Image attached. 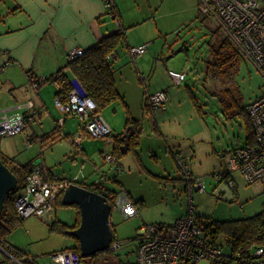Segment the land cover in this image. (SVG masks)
<instances>
[{"label":"rangeland","instance_id":"rangeland-1","mask_svg":"<svg viewBox=\"0 0 264 264\" xmlns=\"http://www.w3.org/2000/svg\"><path fill=\"white\" fill-rule=\"evenodd\" d=\"M123 3L124 16L128 23L126 24L128 38L134 40L146 37L147 42H151L148 53L143 55V58L147 60L148 72L144 75L145 82L140 84L142 88H147L153 93L159 86L163 87L164 78L173 80L169 75L170 71L186 74V80L181 87L172 85L179 95L173 101L176 114L171 121L169 120L171 123L167 121L166 127H170V131L176 134H170L171 142L174 135L178 141L185 144L186 148L190 147L193 150L195 158L186 163L194 175L201 178L206 185V192H196L192 199L196 208L195 213L205 222L207 219L240 220L261 213L264 210L262 182L249 184L240 172H234L231 178L237 184V189L234 191L237 202L232 203L228 195L217 197L221 189L233 191L227 186L226 181L219 180L217 174L224 169V156L228 153L233 154L235 149L247 144L249 139L244 120L239 116L230 117L226 114L221 100L224 98L229 103L231 96L234 95L239 98L240 106H248L264 90L262 74L246 59L242 61L238 72L229 77H223L218 69L208 67L209 61L213 59L212 47L228 36L215 17L202 13L199 0H123ZM110 20L116 24L111 17ZM120 53L121 59L116 62L115 67L118 68L122 66V63L124 64L125 60H129L131 68L134 69L135 62L128 55L126 44L120 47ZM141 58L142 56L137 57V62ZM209 75L212 77L210 81H207ZM193 97L197 99V106ZM103 114L111 125L119 122L121 118L127 121L126 106L120 101L108 106ZM141 118L145 129L153 132L152 128L156 123L153 114H144ZM81 124L80 118L71 116L66 129L76 133ZM180 125L183 128H180ZM29 136L26 132L3 137L2 153L21 164L34 161L39 157L37 155L43 154L44 151L40 149L37 142L28 147ZM106 142V139H87L84 144H89L87 158L77 157L75 169L72 167L74 163L72 159L66 160L65 166L77 172L85 165L87 177L107 172L110 178L105 177L104 182L118 192L111 221L116 225V235L122 242V246L118 252L100 253L94 261L97 264H137L139 245V240L136 239L137 230L143 224L174 223L178 215L190 210V194L187 183L183 180L185 179L183 173L176 172L175 177L178 179L175 180H157L146 171H142V176L137 177L134 182L133 191L138 197L144 198L145 204L136 205L128 202L130 201L129 191L121 189L113 182L119 176L115 174L117 177L114 178L113 172L110 171L111 165L105 163L106 159L103 160L100 153L104 147L108 149L109 145ZM81 147L75 146L77 156L81 155ZM148 160L149 166L150 157ZM92 162L98 163L99 167L96 168ZM57 167H60L59 164ZM116 169L117 165L114 164L113 170L116 171ZM22 193L23 189L15 197ZM56 210L59 219L70 224L76 222L75 207L58 205ZM27 223L31 224L29 228L26 226ZM47 223L43 219L31 217L25 220L22 227L16 229H24L18 232L22 242L30 238L26 233L27 230L34 231L41 237L38 240L30 238L28 252L32 255H27L36 260L34 264H54L51 255L75 243V239L69 236L51 233ZM222 242L225 252H230L231 248L225 237H222ZM14 259H22V257L16 258L13 255L7 256L0 253V260H6L12 264ZM201 264L211 263L202 262Z\"/></svg>","mask_w":264,"mask_h":264},{"label":"crops","instance_id":"crops-1","mask_svg":"<svg viewBox=\"0 0 264 264\" xmlns=\"http://www.w3.org/2000/svg\"><path fill=\"white\" fill-rule=\"evenodd\" d=\"M114 2L122 20L121 24L126 28V24L128 23L124 16L123 0H114ZM129 24L132 23L129 22ZM132 26L135 27L136 25ZM118 29L119 27L111 22L110 16L107 14L106 0H0V120L5 115H12L17 112L19 107H24L29 115H37L38 122L21 134L27 132L30 135L27 140L28 147L32 143L37 142L44 153H39L37 155L39 156L38 158L25 164L32 163L34 168H42L46 178H53L54 176L65 178L71 184L75 183L91 190L93 187L101 186L105 190L106 196L113 192L118 194L117 190L111 189L104 182L105 177H109L107 172H103L102 170L103 174L87 177L85 175V165L80 171L75 172L74 170L75 159L77 160V157L87 158L88 156L89 144H84L89 138H85L81 147V155L77 156L74 137L83 132L84 125L82 123L76 133H72L70 129H66L69 117L71 116L65 117L56 106L55 100L59 97V87L50 79L60 70L65 69L67 73H70V69L67 67L70 61L69 54L71 50L76 48L87 50L98 44L104 37L118 31ZM145 43L151 45V42H147L146 37L131 40L127 36L125 44L128 55L135 62H133L134 69L131 68L132 65L129 60H125L122 66L115 67L117 88L123 97V100L119 101L126 106V119H128L130 114L139 123V129H141L138 139L139 146L136 149L129 150L131 145L130 140L128 153L124 154L121 158L116 157V162L105 161V163L111 165L110 171L113 172L114 178L117 177L115 174L119 176L113 182L121 189L129 191L128 196L130 201L128 202L136 205L145 204L144 198L138 197L133 191L134 182H136L137 177L142 176V171H146L152 178L157 180H175L178 179L175 177L176 172L185 175L183 168L179 165V161L183 160L191 176L198 178L186 163L195 158L193 150L190 147L186 148L185 144L178 141L174 135L171 142L169 137L175 133L170 131V127H166L167 121H171L176 114L175 108H173V101L179 94L173 89V86L181 87L183 83L178 85L174 83V80L164 78L163 87L159 86L154 91L164 90L167 92L168 101L165 108L154 111L148 106L147 94L155 92L151 93L147 88L144 89L140 85L146 80L144 75L148 72L147 60L142 55V58L137 62L136 58L140 56L134 57L130 52L131 47ZM120 59L121 53L119 48L115 60L117 62ZM211 77L209 75L207 81H210ZM41 79H44L46 82L37 91L34 89L33 84ZM29 103H32V107L26 106ZM103 113L102 115L104 116ZM144 114H153L156 122L152 128L153 132H148L142 124L141 117ZM64 118L65 123L62 127V132L66 133L67 136L65 138L54 139L53 135L55 131L59 130L58 123ZM109 125L113 129L114 136L123 135L130 127H134H127L125 118H121L119 122ZM179 127L183 128L182 125ZM59 135L61 134L59 133ZM106 143L110 147L108 146V149L104 147L101 150L100 153L103 160H105L106 155L114 154L115 149L114 138L113 141L107 140ZM48 149L50 150L46 152L45 150ZM2 154L8 158H12L4 153ZM225 156L223 168H225L226 163ZM148 157H150L149 166ZM12 159L15 161L13 165H25L18 163L14 158ZM68 159L74 161L72 164L74 169L66 168L65 161ZM58 164L60 167H57ZM93 164L96 168L99 167L98 163ZM114 164L117 165L116 171L113 170ZM119 169H122V171ZM183 180L186 181L189 192L186 176ZM234 191L233 193L236 195ZM188 212L178 215L174 221L176 222L178 219L184 217ZM44 220L48 222V228L55 221H62L69 226L75 225V222L70 224L59 219L56 209L49 218ZM111 223L113 222L111 221ZM30 225L26 224L28 228ZM19 231H24V229L14 231L8 238L9 244L21 249L28 255H32L28 252V246L31 240H38L41 237L36 232L27 230L26 233L31 240L29 238L26 242H22V237L18 234ZM75 245L76 241L61 250L71 249Z\"/></svg>","mask_w":264,"mask_h":264},{"label":"built area","instance_id":"built-area-1","mask_svg":"<svg viewBox=\"0 0 264 264\" xmlns=\"http://www.w3.org/2000/svg\"><path fill=\"white\" fill-rule=\"evenodd\" d=\"M200 10L205 15L216 18L228 38L240 50L244 58L262 74L264 78V0H199ZM107 14L121 23L114 0H106ZM150 44H141L130 48L134 57L145 55ZM84 50L76 48L70 51V61L76 60ZM114 58V57H113ZM115 59V58H114ZM170 77L180 85L186 80L183 72L170 71ZM46 81L41 79L33 84L35 90ZM61 89L59 82H55ZM168 94L161 90L147 94V104L152 110L165 108ZM55 104L65 117H78L84 127L83 132L74 137V144L81 147L85 138L106 139L113 141L114 132L102 113H98L96 102L85 95L77 82L72 83L68 99L64 101L57 97ZM32 107V103L26 105ZM254 130V144H245L228 153L225 168L217 174L219 180L226 181L233 191L237 184L231 178L234 172H240L249 183L262 182L264 185V90L260 96L248 105ZM37 115H29L24 107L12 115H5L0 120V137L16 136L38 122ZM65 118L58 123L62 129ZM107 162H116L114 154L105 156ZM189 184L191 206L187 215L178 219L172 225L143 224L137 230V264H264V242L251 247H241L236 252H225L224 248L215 243L205 230L204 222L195 213L192 199L196 192H206V185L201 178H193L183 160L179 161ZM122 171V169H119ZM71 183L65 178H46L44 170L35 167L27 176L23 193L15 200V206L22 219L37 217L47 219L58 205ZM229 190L221 189L217 197L228 195L231 202H237L236 195ZM6 243H9L8 241ZM121 241L111 243L110 250L118 252ZM0 251L7 256L11 254L0 244ZM22 259H14L12 264H34V259L28 255ZM54 264H84L82 256L73 249L54 252L51 255ZM4 260H0L3 262Z\"/></svg>","mask_w":264,"mask_h":264},{"label":"trees","instance_id":"trees-1","mask_svg":"<svg viewBox=\"0 0 264 264\" xmlns=\"http://www.w3.org/2000/svg\"><path fill=\"white\" fill-rule=\"evenodd\" d=\"M120 23H122L121 17L119 15ZM127 39V28L122 24L118 31L109 34L104 37L95 46L84 50L83 54L76 60L69 61L68 69L70 73L66 70H60L56 73L50 80L54 82H59L61 89L58 91V96L64 101L68 99V95L72 90V83L75 81L79 83L83 92L86 96L92 98L97 104L98 113H103L104 110L115 103L116 101L123 100L115 79V65L119 48L126 43ZM213 59L209 61L208 67L211 69H218L223 77H229L238 72L240 65L244 56L235 46V44L229 39L225 38L220 41L216 46L212 47ZM114 57V58H113ZM232 95V91H230ZM216 95V94H215ZM195 105L197 106V99L193 97ZM226 114L230 117L239 116L242 118L246 124L249 139L248 144H254V130L252 126V121L248 113V106H240L239 98L234 95L231 96L230 102H226L223 98L221 100ZM134 126L136 132L131 138V145L129 150L138 148V139L141 134V129H139V123L132 118L129 114L127 119V127ZM59 133L61 135H59ZM124 135V134H123ZM123 135H115V149L114 155L117 158L124 156L122 151ZM54 139L65 138L66 133L62 132V129L55 131ZM2 142V137H0V146ZM0 158L7 165L12 172L18 177V186L12 191L5 202V208L0 216V244H2L8 252L19 258L23 255H27L21 249L12 246L8 241L10 235L19 227H21L26 219H22L16 209L15 200L16 194L22 190L27 181V176L33 171L34 165L28 163L25 165L15 164L12 158H8L3 155L0 151ZM92 190L105 194V190L101 186L93 187ZM109 199L110 204L114 208L116 206L117 193L113 192L106 196ZM63 196L59 199L58 205H63ZM73 207L77 210V219L75 225L69 226L62 221H55L49 227L51 233H58L65 236H69L73 239L74 237L68 234L69 230H74L78 228L81 224V211L79 206L74 205ZM205 230L208 232L210 238L217 244L223 247L222 237H225L227 244L231 248V252H236L241 247H251L253 245L264 242V210L254 217L231 220V221H216L213 219H207L204 222ZM111 229L114 234L113 242L118 241L116 235V225L111 223ZM76 245L71 248L78 252L82 256L80 242L75 239ZM108 251H111L110 249ZM92 257H83L82 261L84 264H97L94 259L97 255ZM35 262V261H34ZM0 264H10L8 261L0 262Z\"/></svg>","mask_w":264,"mask_h":264},{"label":"water","instance_id":"water-1","mask_svg":"<svg viewBox=\"0 0 264 264\" xmlns=\"http://www.w3.org/2000/svg\"><path fill=\"white\" fill-rule=\"evenodd\" d=\"M135 133L130 127L123 135L122 151L128 153L130 140ZM18 177L0 158V216L2 215L8 195L18 186ZM64 206L77 205L81 211V224L68 234L80 242L83 257H92L110 249L114 239L111 229L112 205L109 199L94 190L72 183L65 191Z\"/></svg>","mask_w":264,"mask_h":264}]
</instances>
